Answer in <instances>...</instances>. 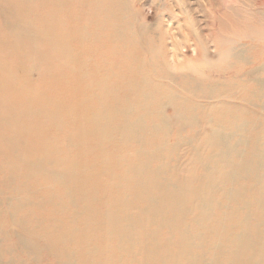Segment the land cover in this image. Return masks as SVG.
<instances>
[{
	"label": "bare ground",
	"instance_id": "6f19581e",
	"mask_svg": "<svg viewBox=\"0 0 264 264\" xmlns=\"http://www.w3.org/2000/svg\"><path fill=\"white\" fill-rule=\"evenodd\" d=\"M134 1L113 0L112 25L80 23L74 38L42 32L74 73L75 88L59 99L28 89L37 52L22 54L29 66L5 63L38 35L0 0V173L9 191L0 264H264V0L226 8L235 33L254 32L257 43L222 38L217 59L203 20L190 17L188 57L159 21L130 15ZM90 5L105 11L100 0ZM216 8L208 0V16ZM19 87L23 103L12 96ZM23 135L38 137V148Z\"/></svg>",
	"mask_w": 264,
	"mask_h": 264
},
{
	"label": "rangeland",
	"instance_id": "374dc122",
	"mask_svg": "<svg viewBox=\"0 0 264 264\" xmlns=\"http://www.w3.org/2000/svg\"><path fill=\"white\" fill-rule=\"evenodd\" d=\"M2 1L14 5L16 12L20 16V19L23 20V22L31 20L34 24V31L38 35V42H36L35 44H33V42L30 43L28 39L24 38L25 42H23V50L17 53H12L8 57H5V63L12 67L26 66L28 64L25 61V56L22 57V54L29 55L28 51L30 50L35 53L37 52L36 58L33 57L34 60L29 63L35 68L37 72V80H35L36 85H29L28 89L37 92L46 91L50 94V97L53 96L59 99L61 96H69V94L67 93H69L70 86H72L73 89L75 88L74 73L69 69V66L67 67V65H64L65 60H60V57L54 55L55 53L51 50V46L48 40L42 35V32L47 31V33L53 36V38L54 36H58L60 38L66 39L67 35H70L74 38L77 35L76 26L80 23L85 24L88 22L95 25L98 22H106L107 24L112 25L115 22V19L120 17V9L118 11L117 6L113 5L115 4L113 0H100L101 6L105 10L104 12L101 11L103 13H101L100 16H97L94 13L95 11L93 9H90V7H92L90 3L93 0ZM88 1L90 3L89 10L87 11L86 5H83ZM129 1L132 4L135 2L134 0ZM234 3V0H213V4L218 6V8L215 9V13L213 12L210 16H208V10L206 9V6H208V0H193V3L192 0H141L139 4H137V8L133 9V11L130 12V15L136 17V19L138 20H142L145 18V21L147 23L153 25H157V21H159L161 23L162 30L167 31L169 33V37L173 36L175 42L181 44V46L182 37H184V35H186L188 31H193L192 26L189 25V23L192 21L191 18L197 16L198 18L203 20V25L201 24L202 28L207 29L204 26H206V24L209 25L208 28L210 29L207 31V34H210L211 38H213V40L215 41V44H212L210 47V54L217 59L219 55V48L221 49L222 47V45L218 42L222 38H229L233 41L237 40L242 45H246L245 47H247L248 49L255 50L254 44H256L257 42L255 40H252V38H256V36L253 34L254 32L249 33L251 39L249 37L241 39V33H235V31H237L238 29L234 28L233 22L229 21V19H227L225 15H222L223 12H226V14H228L226 8H228L229 6H234ZM219 20L224 21L227 24V29L223 30L219 28ZM142 22L144 21L142 20ZM238 23L241 26H246L241 21H238ZM245 29H247V27H245ZM247 32L245 33L248 34ZM21 39L23 40V38ZM192 43L193 41H191V39H188L185 45H183L181 48V52L183 54H186L188 57L194 55V49L190 46ZM32 46H34L35 48H33ZM69 46V50L72 49L74 51L76 48V44H74V42H72ZM64 57L66 56L64 55ZM81 62L82 61L78 59V61L75 63L76 66L80 65ZM19 78L20 79H17V83L18 81H23L22 76H19ZM19 91L20 92L17 95L12 96L16 97L14 99H17V102L23 103L24 95L22 94L24 90L19 87ZM62 99H65V101L69 102L68 100H66L68 99V97ZM43 106L51 107L50 105ZM20 123L22 124L21 121ZM48 123H50V121H48ZM16 130L20 133H23L22 130H19L18 128ZM32 132L35 133L36 131L32 130ZM46 134L51 135L52 130H48ZM23 138L27 143H31L32 150L37 147V144H35L34 141H37L39 139L38 137L33 135H23ZM1 161H3L2 157L0 159V163ZM5 178L6 173H0V199L9 196L8 186L5 184ZM21 182L22 181H17L14 185V188H19Z\"/></svg>",
	"mask_w": 264,
	"mask_h": 264
}]
</instances>
